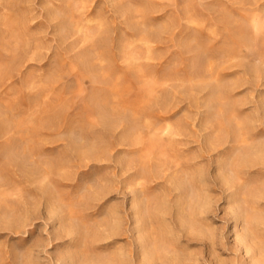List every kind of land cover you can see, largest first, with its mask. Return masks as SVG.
<instances>
[{"label": "rangeland", "instance_id": "rangeland-1", "mask_svg": "<svg viewBox=\"0 0 264 264\" xmlns=\"http://www.w3.org/2000/svg\"><path fill=\"white\" fill-rule=\"evenodd\" d=\"M263 234L264 0H0V264H257Z\"/></svg>", "mask_w": 264, "mask_h": 264}, {"label": "bare ground", "instance_id": "bare-ground-1", "mask_svg": "<svg viewBox=\"0 0 264 264\" xmlns=\"http://www.w3.org/2000/svg\"><path fill=\"white\" fill-rule=\"evenodd\" d=\"M208 211V210H207ZM205 235V234H204ZM264 235V234H263ZM213 237V236H212ZM241 237V236H240ZM245 239H246V237H244ZM244 239V240H245ZM245 242V241H244ZM245 246H246V248H247V250H250V248L251 247H249L248 245H246V242H245ZM255 255V254H254ZM257 264H264V261H263V259H260V260H258L257 261Z\"/></svg>", "mask_w": 264, "mask_h": 264}]
</instances>
